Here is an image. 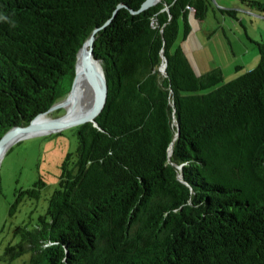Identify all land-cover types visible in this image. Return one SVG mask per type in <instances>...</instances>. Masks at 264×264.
<instances>
[{
    "label": "trees",
    "instance_id": "obj_1",
    "mask_svg": "<svg viewBox=\"0 0 264 264\" xmlns=\"http://www.w3.org/2000/svg\"><path fill=\"white\" fill-rule=\"evenodd\" d=\"M143 2L0 0V139L68 97L76 55L97 28L108 86L96 126L74 128L75 152L44 213L14 229L0 262L264 264V41L248 38L253 70L228 83L220 69L198 76L173 47L213 1L131 12ZM240 4L264 15L261 2ZM45 188L38 179L16 189L8 215Z\"/></svg>",
    "mask_w": 264,
    "mask_h": 264
},
{
    "label": "rangeland",
    "instance_id": "obj_2",
    "mask_svg": "<svg viewBox=\"0 0 264 264\" xmlns=\"http://www.w3.org/2000/svg\"><path fill=\"white\" fill-rule=\"evenodd\" d=\"M212 1L213 8L205 18V26L194 30L197 38L194 37L193 32V39L198 47H194L192 54L188 55V60L196 75L220 69L224 83H228L248 72L249 58L247 55L242 56L246 46L253 49L258 56L257 48L248 38L255 36L259 39L260 35L264 37V33L261 32L264 30V19L252 16V24L245 22L243 27L238 21L219 13L218 3L216 0ZM198 24L202 25V23ZM223 31L233 46L235 56L231 53ZM181 40L179 38L173 48L179 47ZM243 62L247 63L243 64ZM236 67H240L238 72L235 70ZM66 113V109H57L42 120L55 119ZM75 147V130L66 128L58 133L24 139L7 150L0 161V255L5 247L14 242L13 231L16 227L24 225L32 227L38 217L44 213L47 199L56 188L59 166L67 154L75 152ZM38 179H42L46 184L39 199H25L10 217L8 212L16 198L14 191L29 189ZM28 261L27 254L14 262H0V264H28Z\"/></svg>",
    "mask_w": 264,
    "mask_h": 264
},
{
    "label": "water",
    "instance_id": "obj_3",
    "mask_svg": "<svg viewBox=\"0 0 264 264\" xmlns=\"http://www.w3.org/2000/svg\"><path fill=\"white\" fill-rule=\"evenodd\" d=\"M162 0H144V2L141 4L140 8L138 11H131L132 13H140L149 10L150 8L156 6L159 2ZM120 8V7H119ZM242 13H249L251 16L264 19V15L248 12L247 10L244 9H238ZM117 12V10H116ZM114 12V15L116 14ZM113 15V16H114ZM112 21V18L109 19L105 26L110 24ZM100 30V28L95 29L90 37L86 40V42L83 44V46L80 48L76 55V62H75V74H74V79L71 85V89L69 92L68 97L60 102L55 104L53 107H51L46 113L41 114L40 116L36 117L30 124H28L25 127H15L11 130H9L1 139H0V161L4 157L5 153L9 148H11L14 144L27 139L31 137H36V136H46L48 134H54L58 133L63 129L66 128H75L78 126H82L88 123L94 124L96 126V118L101 114V112L104 109L105 103H106V98H107V91H108V86L106 82L105 75L103 73V77L100 81H98L95 78V75L93 73V66L95 63H100V60L96 59L94 54H93V45L95 41V36L97 32ZM87 48V52L84 55V63L89 69L88 73V78L91 81V83L94 86V91H95V98H94V103H93V108L91 111H89L86 114H83L82 116H79L73 120H68L66 118L67 113L64 116L55 118V119H48V120H40L41 118H44L47 114L51 113L54 110L57 109H65L63 107V104L69 99L72 93H74V88L75 84L77 82V63L79 60V56L81 51ZM167 65V60L165 57H163L162 65L160 67V71L164 72L165 68ZM67 112V111H66ZM173 152V147L171 146L169 149V155L171 156Z\"/></svg>",
    "mask_w": 264,
    "mask_h": 264
},
{
    "label": "bare ground",
    "instance_id": "obj_4",
    "mask_svg": "<svg viewBox=\"0 0 264 264\" xmlns=\"http://www.w3.org/2000/svg\"><path fill=\"white\" fill-rule=\"evenodd\" d=\"M87 50V48H84L79 56L77 63L78 78L75 84L74 93H72L69 99L63 104V107L67 111L66 118L68 120H73L82 116L93 108L95 91L93 84L88 78L89 69L84 63V55ZM92 71L95 78L100 81L103 77V70L100 63H95ZM40 120H42V118Z\"/></svg>",
    "mask_w": 264,
    "mask_h": 264
},
{
    "label": "crops",
    "instance_id": "obj_5",
    "mask_svg": "<svg viewBox=\"0 0 264 264\" xmlns=\"http://www.w3.org/2000/svg\"><path fill=\"white\" fill-rule=\"evenodd\" d=\"M252 1H258V2H261L264 4V0H252ZM216 2L219 5V7H218L219 9L235 10L238 13L237 17H236V21H238L241 26H243V24L245 25V22H247L248 24L251 22V24H252L251 19H253V17L249 13L240 12L238 9H244V10H247L248 12L258 14L257 12H255L251 9H246V8L242 7L240 4V0H216ZM198 23H202V25H199ZM205 23H206V20H204L202 22H196L195 20H193V18L190 19L189 25L191 28V33L186 40H184V41L181 40V45H180V47H181L182 51L184 52L187 59H188V55L192 54V52L194 51V47H198L197 43L193 39V32H194V37L197 38V35L195 36L196 31H194V30H196V28H202V26H205ZM224 28H226L225 24H224ZM261 32L264 33V30ZM254 35H255V33H254ZM223 36H224L225 40L227 41L229 47L231 48V53L233 54V56H235V54L233 53V46L231 45V42L226 37V34L224 31H223ZM250 39L252 41H258V40L264 41V37L262 35H260L259 39H257V37H255V36H252ZM242 45H243V43H242ZM244 46H246V45H244ZM245 55H247L249 58L247 62H249L248 64L250 65V67L248 68L247 71H250V70L254 69L256 67V65H258V61H259L258 56L256 55V52L253 51V49L249 48V46L245 47V53L242 56H245ZM247 62H243V64H246Z\"/></svg>",
    "mask_w": 264,
    "mask_h": 264
}]
</instances>
